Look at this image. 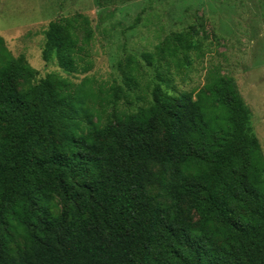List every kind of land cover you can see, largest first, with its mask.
Wrapping results in <instances>:
<instances>
[{
    "label": "trees",
    "instance_id": "trees-1",
    "mask_svg": "<svg viewBox=\"0 0 264 264\" xmlns=\"http://www.w3.org/2000/svg\"><path fill=\"white\" fill-rule=\"evenodd\" d=\"M78 22H50L42 52L73 76L92 67ZM198 47L174 34L146 53L152 99L114 122L117 93L90 77L33 82L0 37V264H264V154L249 107L217 65L191 92L168 78Z\"/></svg>",
    "mask_w": 264,
    "mask_h": 264
},
{
    "label": "rangeland",
    "instance_id": "rangeland-1",
    "mask_svg": "<svg viewBox=\"0 0 264 264\" xmlns=\"http://www.w3.org/2000/svg\"><path fill=\"white\" fill-rule=\"evenodd\" d=\"M71 18L79 19L80 45L92 61L87 74L69 75L56 61L42 58L49 23ZM174 34L192 36L199 47L189 53L190 65L171 70L172 85L180 92L200 89L207 69L219 66L249 107L264 154V0H0V37L15 58L33 69L32 81L48 75L75 83L94 79L117 93L107 121L116 122L151 101L157 74L143 57ZM131 59L138 67L136 86L125 78ZM183 209L197 220L189 205Z\"/></svg>",
    "mask_w": 264,
    "mask_h": 264
}]
</instances>
